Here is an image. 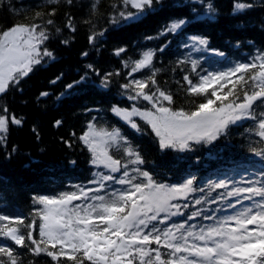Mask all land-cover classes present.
<instances>
[{
	"label": "snow or ice",
	"instance_id": "snow-or-ice-1",
	"mask_svg": "<svg viewBox=\"0 0 264 264\" xmlns=\"http://www.w3.org/2000/svg\"><path fill=\"white\" fill-rule=\"evenodd\" d=\"M58 2L49 0L51 4ZM66 2L71 5L73 0ZM119 3L123 7L111 17L112 24L138 22L163 6V0ZM194 3L204 8L205 15H215L212 3ZM252 7L236 0L233 13ZM92 8L95 10L96 3ZM55 12L53 7L47 16ZM43 15L37 12L36 18L43 19ZM190 23V17L169 20L156 37L145 39L178 35ZM53 24L47 19L42 24H15L0 31V96L18 87L45 58L55 59L45 43L50 38L48 26ZM66 27L76 30L71 17ZM55 31L60 32V28ZM103 34L94 32L89 43L94 45ZM61 42L69 43L67 39ZM182 47L188 52L177 63L190 64L195 74V79L191 74L183 76L185 92L201 98L199 102L191 101L193 107L187 110L172 107L173 94L159 87L156 76L160 69L153 64L156 51H164L161 47L143 51L137 60L123 61L125 68L132 65L129 76L144 69L150 75L120 85L121 95L133 103L130 108L112 105V114L136 133L152 135L162 152H194L226 137L231 126L249 120L255 125L250 131L264 142V50H257L249 62L237 61L224 70L212 71L202 68L199 58H192L193 52L225 56L209 48L207 37L189 36ZM126 51L120 47L114 54ZM86 68L100 75L92 64ZM113 75L119 73H105L100 86L108 88ZM60 79L57 76L51 83ZM86 79L87 72L67 84L57 99ZM48 95L40 93L41 97ZM96 119L93 117L78 137L89 153L88 163L97 169L88 181L96 187L74 185L75 191L33 196V204L39 207L33 209L28 222L23 216L0 214V264H24L21 249L33 257H50V264H264V168L239 180L224 176L200 184L195 174H188L176 183L161 181L141 167L145 158L120 127L104 126ZM61 123L55 121L56 126ZM22 124L23 119L10 113L7 106L0 109V145L6 144L10 125ZM250 151L264 161V147H250ZM214 204L218 206L212 208ZM176 217L181 219L174 220Z\"/></svg>",
	"mask_w": 264,
	"mask_h": 264
},
{
	"label": "trees",
	"instance_id": "trees-1",
	"mask_svg": "<svg viewBox=\"0 0 264 264\" xmlns=\"http://www.w3.org/2000/svg\"><path fill=\"white\" fill-rule=\"evenodd\" d=\"M205 2L215 7L214 16L205 15L204 8L194 0H163L161 10L138 22L112 24L111 17L123 7L119 0H73L71 5L66 0H59L56 4L49 3V0H0V31L15 24H42L47 19L54 21L48 26L50 38L45 43L55 56L52 60L45 58L18 87L10 88L0 96V109L7 106L10 113L23 119L22 126H9L7 142L0 145V214L23 216L28 222L32 219L33 209L39 207L33 204V196L75 191L74 185L96 187L89 185L88 181L97 169L88 163L89 153L78 139L93 117L97 118L95 122L98 124L120 127L145 158L146 163L141 167L161 181L176 183L188 174H195L200 184L207 179L224 176L239 180L241 176L247 178L264 168V161L250 151V147H264V142L250 131L255 127L253 121L231 126L226 137L212 145L199 146L194 152H162L152 135L136 133L110 110L112 105L131 107L133 102L121 95L120 85L133 78L143 79L150 72L144 69L129 76L132 65L130 63L125 68L123 61L137 60L147 49L164 47L163 52L156 51L153 60L155 68L160 69L156 79L162 90L173 94L175 103L172 107L185 110L193 107L191 101L199 102L201 99L189 97L185 92L187 85L183 76L191 74L195 79L190 64L177 63L188 52L182 47L187 37H207L209 48L225 54L219 57L211 52L192 53L193 59H200L202 68L212 71L224 70L237 61L249 62L257 50H264V0H242L253 7L238 14L233 13L236 0ZM93 3H96L95 10ZM53 7L56 8L55 15L47 16ZM37 12L44 14L43 19L36 18ZM69 17L75 26L74 32L66 27ZM180 17L191 18V23L182 33L145 39L156 37L169 20ZM56 28H60V32H56ZM94 32L104 34L97 37L93 45L89 43V36ZM65 39L68 44L61 42ZM120 47L127 51L116 56L114 50ZM84 52L88 55L83 56ZM88 64H92L100 75L88 70ZM85 72L87 79L82 84L57 99L67 84L79 80ZM105 73H119L111 77L106 89L100 86ZM57 76L61 79L51 83ZM41 92L49 95L41 97ZM56 120L62 121L60 126L55 125ZM137 122L143 124L138 118ZM13 148L16 151L13 152ZM220 191L223 189L217 190ZM217 206L211 205L212 208ZM173 219L179 221L181 218ZM20 252L24 264H50L51 258L44 254L33 257L26 250L21 249Z\"/></svg>",
	"mask_w": 264,
	"mask_h": 264
}]
</instances>
